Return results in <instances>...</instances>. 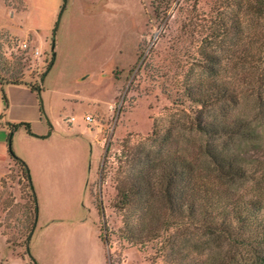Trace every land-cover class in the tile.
I'll return each mask as SVG.
<instances>
[{"label": "rangeland", "instance_id": "374dc122", "mask_svg": "<svg viewBox=\"0 0 264 264\" xmlns=\"http://www.w3.org/2000/svg\"><path fill=\"white\" fill-rule=\"evenodd\" d=\"M58 1L24 0L27 8L20 12H11L0 2V26L38 32L41 45L39 55L32 50L26 53L21 39L0 31V73L7 80L43 83V106L55 126L50 141L36 134L47 129L44 122H34L36 135L24 125L18 127L12 148L14 152L36 149L50 153L60 146L59 140L84 143L81 154L87 157V171L74 190L75 211L79 220L87 218L98 224L105 262L167 264L157 254L156 241L142 246L126 237L124 212L114 204L126 174V153L153 132L155 123L167 128L171 110L186 112L181 113V124L197 118L204 108L189 94L196 93L202 81L212 79L229 86L233 102L225 108L227 118L241 119L252 129L250 140H234L231 148L240 164L258 170L256 177L229 182L225 188L235 196L260 194L264 199V0H67L53 52ZM9 2L18 8L23 5L20 0ZM0 102L3 106L2 99ZM219 107L212 113L222 118ZM3 108L0 122L7 127L0 125V143L4 137L7 142L13 124L32 123L7 120ZM86 114L92 121L85 120ZM18 115L13 109V116ZM84 129L95 131L103 147L95 141H82ZM21 171L17 163H5L0 157V264L30 262L21 255L27 256L35 204ZM95 197L102 202L103 214ZM46 234L37 237L42 256L62 251L68 242L86 241L90 251L95 249L74 224ZM232 248L229 241L208 237L201 248L202 258L206 263L221 264ZM236 250H242L241 255L233 254L236 263L248 261L249 246ZM55 261L61 264L62 257Z\"/></svg>", "mask_w": 264, "mask_h": 264}, {"label": "trees", "instance_id": "16d2710c", "mask_svg": "<svg viewBox=\"0 0 264 264\" xmlns=\"http://www.w3.org/2000/svg\"><path fill=\"white\" fill-rule=\"evenodd\" d=\"M66 4L67 0H63L53 29V52ZM53 63L54 59L42 80ZM1 77L7 80L2 74ZM7 81L22 83L12 79ZM205 81L197 85L196 93L189 94L204 108L197 118L184 120L181 124V113L186 112L171 110L167 128L155 123L153 132L126 153V174L118 187V201L114 206L124 212L126 237L142 246L156 241L157 254L167 264H211L202 258L204 252L201 251L208 237L233 244L221 264H242L236 263L233 255L235 252L242 254V250H236L241 246L252 249L248 261L243 264H264L263 196H235L225 188L229 182L232 185L238 180L256 177L258 170L249 168L246 163L240 164L231 148L234 140H250L252 129L241 119L227 118L229 112L225 108L233 102L229 98V86L212 79ZM31 86L38 94L41 116L49 124V133L43 136L47 137L53 125L44 110L42 87ZM3 99L7 103L5 93ZM216 106L221 107L222 118L212 113ZM22 125L31 135H36L29 123L13 124L7 139L8 152L21 166V173L28 180L34 196L35 224L27 237V254L30 264H39L29 247L36 226L38 199L28 164L12 148L14 130ZM97 202L103 214L102 202L98 199Z\"/></svg>", "mask_w": 264, "mask_h": 264}, {"label": "crops", "instance_id": "0c3cea01", "mask_svg": "<svg viewBox=\"0 0 264 264\" xmlns=\"http://www.w3.org/2000/svg\"><path fill=\"white\" fill-rule=\"evenodd\" d=\"M20 1L23 5L18 8L14 7L13 4L9 2V0H0V2L5 7L10 8L11 12H20L22 10H26V3L24 2V0ZM29 1L34 2L37 0ZM62 4L63 0H59L57 5H55V8L54 6L52 7L54 9H58L56 20H58L59 18ZM65 10L66 7L62 11L59 20V26ZM51 23L52 18H50L49 20V27L51 26ZM54 26L52 30L54 29ZM0 31H5L11 38L21 39V43H35V45L37 46L35 48L39 49L40 51L41 45L38 44V37L40 35L38 32L31 31L29 28H23L22 26L17 28L8 24L0 26ZM31 84L32 83L30 82L11 83L7 80H4L0 74V101L2 99L4 106L3 108L0 102V112L2 111V108L5 112H7V120L22 122H25V120L31 121V129L32 127L34 128V122H44L47 126V129L41 130V133L36 134H38L45 140L50 141L54 137L55 126L48 115V110L44 107L45 113L47 114V117L53 125V130L50 135H48L47 137H43L49 133V124L47 120L41 116L38 94L35 90L32 89ZM42 85L43 83L41 84L43 95L44 89ZM3 91L5 92V94L7 92L6 95H8L10 99L9 107L8 103L6 105V102L3 99ZM13 109H17L20 112L21 116L18 115L17 117H14ZM86 116L91 115L86 114ZM3 117V115H0V120H2ZM4 123L5 122L1 121L0 125L3 126L2 128L6 129L7 123H5L6 125H4ZM69 129L72 130L74 128L70 127ZM32 131L34 132L33 129ZM5 134L6 132H4V135ZM81 135L84 136V139L82 141H95L101 147H103L102 141L100 140V138H98V135L95 131L84 129ZM59 141L60 142H58V144L60 146H56L50 153L41 152L36 149L28 153H23L15 149V152L28 164L30 168L33 184L35 187V193L38 199V214L36 217V226L31 235L29 245L30 252L39 264H57L55 258H58L59 256L62 257L61 264H109L107 260L105 262V259L107 258H105V244L103 243L104 240L101 237L98 224L94 220L92 222H89L85 217V219L79 220V216L75 211L74 190L83 182V177H85L87 171V157L86 155L81 154L84 143L73 140ZM90 143L91 147H93L94 144L92 142ZM0 144L1 160L9 164L13 160L11 159L7 150V142L5 140V137L3 141L1 140ZM95 201L96 206L98 207L96 197ZM70 224H74L80 229L81 233L84 234V237H82L83 239L91 240V242L95 246L93 252L90 251V248L87 247L86 241H83L81 243L68 242L65 244V248L62 251H52L50 255L42 256V252L39 250L37 245L38 235L40 233L49 234L58 230L64 231ZM25 256L21 258L23 259V261L29 262L28 254V257Z\"/></svg>", "mask_w": 264, "mask_h": 264}, {"label": "built area", "instance_id": "2783aa9c", "mask_svg": "<svg viewBox=\"0 0 264 264\" xmlns=\"http://www.w3.org/2000/svg\"><path fill=\"white\" fill-rule=\"evenodd\" d=\"M21 48H22L26 53H29V51H31V50H32V53L35 54V55H38V54L40 53L39 49H37V48L33 49V48L31 47V45H30L28 42H23V43H21ZM85 118H86V120H88V121H92V117H91V116H86ZM74 119H75V117H72V120H74Z\"/></svg>", "mask_w": 264, "mask_h": 264}]
</instances>
